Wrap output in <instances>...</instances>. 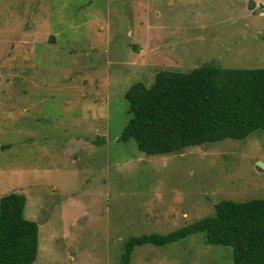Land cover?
Listing matches in <instances>:
<instances>
[{"label": "rangeland", "instance_id": "1", "mask_svg": "<svg viewBox=\"0 0 264 264\" xmlns=\"http://www.w3.org/2000/svg\"><path fill=\"white\" fill-rule=\"evenodd\" d=\"M258 3L0 0V198L25 196L33 264H119L131 236L264 197V130L154 155L120 139L134 82L204 64L264 68ZM130 264L234 263L231 247L196 233L136 246Z\"/></svg>", "mask_w": 264, "mask_h": 264}, {"label": "trees", "instance_id": "2", "mask_svg": "<svg viewBox=\"0 0 264 264\" xmlns=\"http://www.w3.org/2000/svg\"><path fill=\"white\" fill-rule=\"evenodd\" d=\"M129 118L120 139L133 138L148 154H169L223 139L242 140L264 130V68L204 64L189 71L159 70L151 84L132 83L124 93ZM25 196L0 198V264H33L38 225L23 215ZM202 233L206 244L231 247L234 264H264V197L224 199L214 213L166 233L131 236L119 264H130L139 245L165 246Z\"/></svg>", "mask_w": 264, "mask_h": 264}, {"label": "crops", "instance_id": "3", "mask_svg": "<svg viewBox=\"0 0 264 264\" xmlns=\"http://www.w3.org/2000/svg\"><path fill=\"white\" fill-rule=\"evenodd\" d=\"M263 1H264V0H260V3H258V4H261V3H263Z\"/></svg>", "mask_w": 264, "mask_h": 264}, {"label": "water", "instance_id": "4", "mask_svg": "<svg viewBox=\"0 0 264 264\" xmlns=\"http://www.w3.org/2000/svg\"><path fill=\"white\" fill-rule=\"evenodd\" d=\"M260 166H261V165L258 163V167H259V168H260Z\"/></svg>", "mask_w": 264, "mask_h": 264}]
</instances>
